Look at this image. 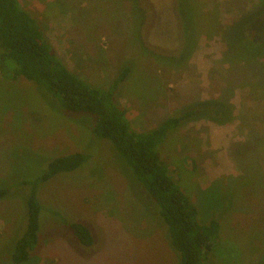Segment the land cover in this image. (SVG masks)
Returning <instances> with one entry per match:
<instances>
[{"label":"rangeland","instance_id":"1","mask_svg":"<svg viewBox=\"0 0 264 264\" xmlns=\"http://www.w3.org/2000/svg\"><path fill=\"white\" fill-rule=\"evenodd\" d=\"M17 1L89 85L107 89L130 68L115 96L135 130L196 102L219 101L218 119L227 122L184 123L169 131L160 157L198 221L220 224L221 259L203 264H264V0ZM162 30H172L171 39ZM244 32L253 49L238 45ZM54 100L0 67V187L8 189L0 197V264H14V236L26 226L27 190L19 182L72 152L88 159L39 187L46 207L39 242L20 264H179L144 207H154L149 194L110 141L91 133L93 116ZM62 220L88 226L93 244H80Z\"/></svg>","mask_w":264,"mask_h":264},{"label":"trees","instance_id":"2","mask_svg":"<svg viewBox=\"0 0 264 264\" xmlns=\"http://www.w3.org/2000/svg\"><path fill=\"white\" fill-rule=\"evenodd\" d=\"M182 28L185 40V27ZM226 33L229 31L223 34ZM244 33L238 35V45L247 44L253 49L252 38ZM230 40L227 41L228 50L233 43ZM0 67L11 78L27 80L41 93L56 99L54 101L64 110L93 116L91 133L110 141L133 178L151 197L154 207L145 203L144 207L156 224L163 227L169 245L177 252V263L203 264L209 256L216 255L221 259L218 220L211 218L204 224L198 221L196 206L175 183L172 170L161 160L159 153V146L169 131L192 119L208 116L209 120L220 124L227 122L218 119L222 110L219 101L196 102L164 118L153 128L135 130L127 121L122 107L117 106L115 96L118 84L128 77L130 68L124 66L118 71L107 89L89 85L57 56L43 27L21 8L17 0H0ZM87 159L88 156L82 152L54 157L37 178L19 182L27 190L26 226L23 222L22 231L14 236L16 240L11 251L14 264L33 258L32 251L39 242L40 215L46 210L39 199V187L60 173L81 167ZM7 193L6 186L0 187V197ZM62 223L80 244H93V234L88 226L77 221L62 220Z\"/></svg>","mask_w":264,"mask_h":264},{"label":"flooded vegetation","instance_id":"3","mask_svg":"<svg viewBox=\"0 0 264 264\" xmlns=\"http://www.w3.org/2000/svg\"><path fill=\"white\" fill-rule=\"evenodd\" d=\"M158 19H159V17H158ZM164 31L162 30V33H163ZM170 32H172V30H170ZM170 32H168V31H165L164 33H165V35H170L171 33ZM168 39H171V35L170 36H166Z\"/></svg>","mask_w":264,"mask_h":264}]
</instances>
